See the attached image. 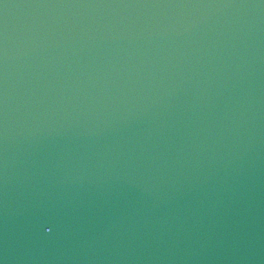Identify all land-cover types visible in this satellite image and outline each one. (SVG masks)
<instances>
[{
	"label": "water",
	"instance_id": "obj_1",
	"mask_svg": "<svg viewBox=\"0 0 264 264\" xmlns=\"http://www.w3.org/2000/svg\"><path fill=\"white\" fill-rule=\"evenodd\" d=\"M0 264H264V0H0Z\"/></svg>",
	"mask_w": 264,
	"mask_h": 264
}]
</instances>
